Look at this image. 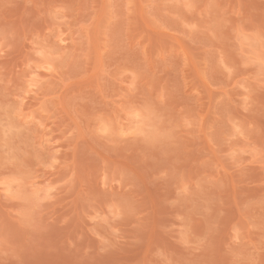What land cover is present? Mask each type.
<instances>
[{"label":"rangeland","instance_id":"374dc122","mask_svg":"<svg viewBox=\"0 0 264 264\" xmlns=\"http://www.w3.org/2000/svg\"><path fill=\"white\" fill-rule=\"evenodd\" d=\"M0 264H264V0H0Z\"/></svg>","mask_w":264,"mask_h":264}]
</instances>
